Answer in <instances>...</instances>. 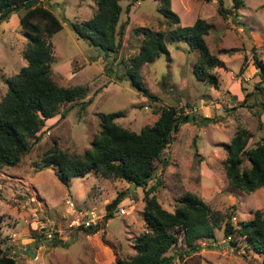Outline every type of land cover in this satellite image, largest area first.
<instances>
[{
	"label": "rangeland",
	"instance_id": "374dc122",
	"mask_svg": "<svg viewBox=\"0 0 264 264\" xmlns=\"http://www.w3.org/2000/svg\"><path fill=\"white\" fill-rule=\"evenodd\" d=\"M221 2L228 11L225 18L217 12V0H170V9L178 16L179 24L188 25L187 22L196 18L210 24L204 40L208 51L220 62V66L211 70L216 84L196 80L192 66L197 54L187 52L185 43L166 42V54H159L154 61L143 63L138 69L143 86L153 96L147 98L132 88L122 74L141 42V36L132 34L134 28L168 30L156 10V1H119L121 12L116 28L121 30L120 47L102 59L100 51L77 39L70 28L71 22L91 16L96 7L94 0H38L61 24L60 30L47 39L51 79L60 86L79 85L84 96L76 102L62 103L58 113L44 121L38 140L21 159L22 167L26 166L24 178L47 200V207L37 203L30 207L35 209L32 220L48 218L49 224L60 232L57 244H45L43 253L36 260L32 257L28 264H41V261L42 264H114L117 258L134 254L135 238L145 230L141 216L142 188L132 189L123 180L104 178L92 171L70 178L65 187L57 181L52 167L42 166L40 158L53 144L69 155H81L90 148L92 138L99 131L100 113L119 112L114 122L124 129L139 132L156 120L161 107L169 106L178 112H192L197 119L209 118L211 122L178 125L160 160L154 161V178L145 187L159 180L152 194L167 211L173 210L182 193L190 192L219 217L214 237L198 241V250L180 257L176 253L184 246L178 234L177 241L167 251V254H175L171 264H264V255L246 250L242 237L230 238L233 243L229 244L222 231L226 221L237 227L255 210L264 217V185L245 193L230 186L223 171V146L235 129L241 127L248 132L247 148L264 139V91L255 89L258 77L251 57L254 49L257 57L264 61V0H241L242 5L237 10L232 9L231 0ZM12 15L13 21L17 12ZM6 28L3 36H12L15 30L21 37H8L6 46L11 49L9 53L12 52L9 57L2 53L0 40V64L4 69L2 73L0 68V81L25 65L22 58L25 37L20 28ZM2 88L6 90V85ZM9 169L7 166L0 169V191L2 180H6L2 171L7 170L9 174ZM117 198L120 200L101 232L86 234L80 229L67 228L69 209L64 200L83 208L113 205ZM119 204L125 205L126 213L121 216L113 213ZM17 207L25 209L24 205ZM46 228L40 232L50 230L49 226ZM0 242L9 243L6 236L1 237Z\"/></svg>",
	"mask_w": 264,
	"mask_h": 264
},
{
	"label": "trees",
	"instance_id": "16d2710c",
	"mask_svg": "<svg viewBox=\"0 0 264 264\" xmlns=\"http://www.w3.org/2000/svg\"><path fill=\"white\" fill-rule=\"evenodd\" d=\"M27 1L0 0V22L17 12L18 25L26 39V47L22 51L25 65L3 80L6 90L0 97V169L16 165L30 151L32 144L38 140L44 121L58 113L62 103L76 102L84 96V90L79 85L60 86L51 79L50 43L47 39L60 30L61 24L49 9L39 3L24 7ZM119 1L94 0L96 7L88 19L70 23L75 37L100 51L102 59L108 58L120 47L121 30L116 28L121 12ZM154 1L168 30L154 31L147 27L132 30V34L141 36V42L122 77L143 96L153 98L143 86L138 69L141 64L154 61L159 54H166V42L180 41L185 43L187 52L197 54L192 66L196 80L215 85L216 79L211 70L220 66V62L208 51L204 40L210 24L196 18L191 25L181 26L178 16L170 9V0ZM231 3L233 10L242 5L241 0H231ZM217 12L222 18L228 14L221 0H217ZM251 57L258 77L254 86L261 92L264 91V61L257 57L254 49ZM104 66L108 73L107 66ZM119 116V112L99 114V131L92 138L90 148L81 155H69L53 144L41 156L40 162L43 167H52L55 177L65 187L70 178L92 171L104 178L132 183L133 189L142 188L141 216L145 230L135 238L134 254L117 258L114 264H171L175 254H167V251L177 241L178 234L184 246L176 253L180 257L198 250V241L214 237V230L219 228V217L217 212L190 192L182 193L173 210L167 211L152 194L159 180L155 179L153 184L145 186L154 178V161L160 160L178 125L195 121L210 123L211 119H197L192 112H178L172 106L161 107L151 125L133 132L114 122ZM247 138L248 132L244 128L235 129L223 146V171L230 186L250 193L264 185V139L247 148ZM119 200L117 198L113 205L105 206L103 229ZM95 231V228L83 230L86 234ZM222 231L229 244L233 243L230 238L237 235L242 237L246 250L264 255V217L259 210H255L249 219L241 221L237 227L226 221ZM30 237L39 242L44 238L34 230H30ZM56 241L52 237L44 244L52 242L56 245ZM0 264H14L13 258L4 255L1 248Z\"/></svg>",
	"mask_w": 264,
	"mask_h": 264
},
{
	"label": "crops",
	"instance_id": "0c3cea01",
	"mask_svg": "<svg viewBox=\"0 0 264 264\" xmlns=\"http://www.w3.org/2000/svg\"><path fill=\"white\" fill-rule=\"evenodd\" d=\"M14 14V13H12ZM10 15V17L6 21L0 22V40H1V47H2V53L6 56L12 55L11 49H8L7 45V39L8 37L17 36L21 37L17 32L14 30V34L3 36V33L5 30H7L6 26L12 27L14 29L19 28L18 25V14L17 17H14V20L12 21L11 18L13 15ZM195 20V19H194ZM193 20V21H194ZM191 21V20H190ZM187 22L186 24L191 25L193 23ZM181 25V24H180ZM185 26V25H181ZM24 38V37H22ZM21 44V42H19ZM16 51V50H15ZM1 59V58H0ZM18 61V60H17ZM20 62V60H19ZM22 64V62H20ZM2 64H0V68L2 70V73L4 69L2 68ZM23 65L19 66L22 67ZM254 68V66H252ZM254 72L256 73V69L254 68ZM2 85H4L3 81H0V97L4 94L5 90L2 88ZM23 158V157H22ZM21 160L14 166H7V168H10V173L8 174L7 170H3L2 173L4 176H6V180H2V186L3 187L0 191V238L3 236H6L8 244L0 243V248L2 250L10 248L11 246H16L17 248H21L23 246L34 249L35 250V258L34 260L39 257L40 254L43 253L45 248V242L42 241L39 243L38 247H34V239L30 237V230L28 224L24 223V219H27L28 222H31L32 218V210L31 206H34V203H37L41 206L47 207L46 199L40 197L31 186L30 182L27 181L24 178V168L22 167ZM22 167V168H21ZM8 175H7V174ZM6 174V175H5ZM57 179V178H56ZM58 181V180H57ZM60 184V182H59ZM13 185H17L16 187ZM14 188V189H13ZM11 192L13 196L11 195ZM65 195V194H63ZM35 199V200H34ZM23 202V203H21ZM24 205L25 209L21 210L17 206ZM90 206V205H89ZM34 208V207H32ZM56 212H54L55 214ZM54 219V218H53ZM6 223V224H4ZM4 224V225H3ZM33 225V224H31ZM12 237V238H11ZM33 242V243H32ZM52 251V250H51ZM51 251L48 252V254L51 253ZM10 257L13 258L14 264H28L29 261H31V257L28 255H22L20 253L14 255L13 253L8 254ZM25 258V259H24ZM28 261V262H27ZM39 263V262H38ZM42 264V261H41Z\"/></svg>",
	"mask_w": 264,
	"mask_h": 264
},
{
	"label": "built area",
	"instance_id": "2783aa9c",
	"mask_svg": "<svg viewBox=\"0 0 264 264\" xmlns=\"http://www.w3.org/2000/svg\"><path fill=\"white\" fill-rule=\"evenodd\" d=\"M64 204H66L67 208L69 209L68 212V227L70 229H80V230H86V229H92L95 228L96 231L101 232L103 227L102 223L106 219V210L104 205H90L83 208H79V206H75L71 203L68 199L64 200ZM124 204H119L116 206L115 211L113 212L116 215H124L125 209ZM26 224H28L30 230L37 231L39 235H41V238H58L59 237V230H57L54 226H51L49 224L48 218H44L42 220H31V222H28L27 220H24ZM47 222V224H46ZM33 224V226L31 225ZM46 226L50 227V230L44 231L41 233L40 231L47 230ZM55 228V229H54ZM95 231V232H96Z\"/></svg>",
	"mask_w": 264,
	"mask_h": 264
},
{
	"label": "water",
	"instance_id": "95a60500",
	"mask_svg": "<svg viewBox=\"0 0 264 264\" xmlns=\"http://www.w3.org/2000/svg\"><path fill=\"white\" fill-rule=\"evenodd\" d=\"M36 4H38V0H29V1L25 2L23 4V6L26 7V6H30V5H36ZM128 185H129L130 188H132V189L134 188L132 183H129ZM47 240L48 239H42L41 241L44 243ZM39 243L40 242L38 240L34 241V247L37 248ZM11 253H13L15 255L20 253L22 255H28L31 258L35 256V250L27 248L25 246H23L21 248H17L16 246H11L10 248H7V249L3 250V254L4 255L11 254Z\"/></svg>",
	"mask_w": 264,
	"mask_h": 264
},
{
	"label": "clouds",
	"instance_id": "9594fccd",
	"mask_svg": "<svg viewBox=\"0 0 264 264\" xmlns=\"http://www.w3.org/2000/svg\"><path fill=\"white\" fill-rule=\"evenodd\" d=\"M106 225V224H105ZM103 230V229H102ZM43 239H49V238H43Z\"/></svg>",
	"mask_w": 264,
	"mask_h": 264
}]
</instances>
